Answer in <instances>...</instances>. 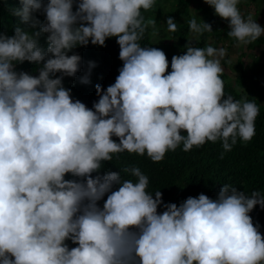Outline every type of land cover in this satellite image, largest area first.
<instances>
[{
	"label": "clouds",
	"instance_id": "1",
	"mask_svg": "<svg viewBox=\"0 0 264 264\" xmlns=\"http://www.w3.org/2000/svg\"><path fill=\"white\" fill-rule=\"evenodd\" d=\"M204 2L240 44L264 35L251 15H242L241 0ZM20 4L13 34L0 31V264H264V237L249 215L256 205L264 208L259 191L246 195L224 184L215 199L201 193L163 204L159 190L147 191L149 178L138 167L123 169L135 182L120 171L99 173L102 162L125 151L159 162L181 144L190 151L219 140L230 151L238 137L251 141L260 109L225 95L226 49L189 40L168 71L163 50L139 43L149 27L158 34L157 21L142 14L156 0ZM164 23L177 30L171 16ZM187 23L197 36L212 32L202 19ZM41 33L46 48L38 43ZM110 37L123 65L106 90L95 85L99 99L89 108L63 85L82 61L69 53L89 41L104 46ZM25 61L40 65L37 75L16 70Z\"/></svg>",
	"mask_w": 264,
	"mask_h": 264
},
{
	"label": "trees",
	"instance_id": "2",
	"mask_svg": "<svg viewBox=\"0 0 264 264\" xmlns=\"http://www.w3.org/2000/svg\"><path fill=\"white\" fill-rule=\"evenodd\" d=\"M190 2L192 0H174L173 9L167 14V17L171 16L177 23L175 32L168 31V36L176 39L178 45L176 54L165 51L153 44L148 36L149 28L146 29L143 38L139 41L142 46L156 47L165 52L169 61L168 71H171L172 56L181 55L186 51L184 45L187 43L189 30L186 16L189 14L188 4ZM20 7V0H0V31L6 32L8 35L13 34L14 27L20 24V17L14 15L13 10ZM75 7L74 3L73 10H75ZM204 8L208 12L204 22L211 24L212 32H204L198 36L196 34V41L192 45L197 47H215L219 40L217 36H213V29L215 28L213 21L218 15L215 14L213 7H205L204 1H200L199 6H194L195 11L200 13ZM34 15L37 19L44 20V15L41 12H36ZM178 18L184 19L179 21ZM21 26L23 27L24 25ZM35 31H39V28L37 27ZM46 37V33H41L39 36L38 43L41 47L46 48ZM236 41L235 38H232L228 44H233ZM256 41H258V44L264 45V35H261ZM250 45L251 43L245 47ZM73 52L79 54L82 58L80 70L74 77L64 76L63 85L65 88L71 89V96L74 100L79 99L87 107L91 108L93 103L99 99L95 85L99 84L102 87V91L106 90L109 85L115 82V78L119 74V69L123 65V62L119 59V45L116 42V37H110L106 38L104 46L93 45L89 41L87 46L77 45L69 54ZM260 53L264 57V47ZM253 59L257 58L254 57ZM89 62H94V67H91V69H89ZM220 62L222 65L228 63L226 58L221 59ZM263 62H259V64L262 65ZM241 64L243 65V62H240L236 56L234 63L236 73L232 81L237 78L241 81L245 80L243 71H241ZM39 67L40 65H36L35 62L25 61L18 63L16 70L37 75ZM86 74L89 82L86 84L81 83V77ZM227 77L228 75L225 72L221 74L226 96L231 95L234 100L247 99L248 101H255L257 105L260 104L258 95L247 94L243 90L242 85L236 86L226 81ZM258 107L260 111L255 120V135L251 141L246 143L238 137L237 143L230 151H225L222 147V142L219 140L215 143L208 141L200 147H193L190 151H184L183 144H181L175 151L169 150L166 152L164 158L159 162H153L147 154L138 155L125 151L113 154L112 161L102 162V168L99 173L103 175L109 171H120L122 179L135 182L137 178L132 176L130 172H124L123 169L138 167L149 178L147 191L153 193L154 196V192L159 190L162 193L163 204L176 203L179 205L187 197H196L201 193L215 199L224 184L235 186L237 190L244 191L246 195H250L252 191H259L264 195V107ZM182 134L186 135V132ZM112 139L119 142L115 136ZM222 153L223 156L221 158ZM92 175H96V173ZM65 179L77 178L66 174ZM117 187V185H114L113 190ZM106 195L104 198H106ZM98 204L102 207L103 199ZM157 210L158 212L164 211L163 205L158 206ZM249 215L252 217L254 224H259V231L264 237V208L256 205ZM66 243L70 248L76 246L70 240L66 241Z\"/></svg>",
	"mask_w": 264,
	"mask_h": 264
},
{
	"label": "rangeland",
	"instance_id": "3",
	"mask_svg": "<svg viewBox=\"0 0 264 264\" xmlns=\"http://www.w3.org/2000/svg\"><path fill=\"white\" fill-rule=\"evenodd\" d=\"M200 1L204 0H192V2L188 4L189 14L186 16V20L189 21L190 19L195 18L197 23H200L201 19L205 21V17L208 14L205 8L201 13L195 11L194 9V6L200 5ZM173 5L174 0H156L154 8L152 10L143 12L142 14L146 19L153 18L157 21V35H153V29L149 27L148 36L151 42L165 51L176 54L178 51L176 39L169 38L167 34L168 30L166 24L164 23L166 22L168 12L173 9ZM206 6L212 8V6L205 3V7ZM238 7L240 8L241 13L245 14V17L251 15L255 22L264 27V0H241V3L238 5ZM182 19L184 18H178L179 21ZM213 26L215 27L213 29V36H217L219 40L215 48L224 47L226 49V55L224 58H226V62L228 63H225V65L221 64L223 72L228 75L225 80L233 83L236 86L242 85L243 90L247 94H251L252 96L258 95L260 97V104L258 106L264 107V57L260 53L264 45L258 44V41L252 42L248 47H245L244 44H240L238 41L229 45V40L233 37L227 36L228 31H230L228 28V21L217 16L213 21ZM195 38L196 34L191 32L189 29L186 44L189 43V40ZM194 41L195 40L191 41V43L193 44ZM236 56L240 62H243V65L241 64V71H243V77H245L244 81H241L238 78L235 81H232L236 73L234 67ZM254 57L257 59H253ZM259 62H263V64L260 65Z\"/></svg>",
	"mask_w": 264,
	"mask_h": 264
},
{
	"label": "crops",
	"instance_id": "4",
	"mask_svg": "<svg viewBox=\"0 0 264 264\" xmlns=\"http://www.w3.org/2000/svg\"><path fill=\"white\" fill-rule=\"evenodd\" d=\"M264 26V25H263ZM245 46H247V45H245Z\"/></svg>",
	"mask_w": 264,
	"mask_h": 264
}]
</instances>
